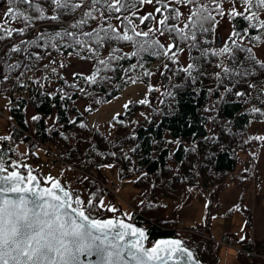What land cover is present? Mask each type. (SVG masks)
Masks as SVG:
<instances>
[{
	"label": "snow or ice",
	"instance_id": "6c2138e0",
	"mask_svg": "<svg viewBox=\"0 0 264 264\" xmlns=\"http://www.w3.org/2000/svg\"><path fill=\"white\" fill-rule=\"evenodd\" d=\"M8 4L10 6L0 18V41L16 35L26 37L38 21H59L60 27L51 33L38 30L35 36L23 38L5 51L0 57V79L6 82L11 77L4 74L3 63L7 62L9 51L22 56V61L8 63L10 69L17 70L15 80L21 87L26 86L22 78L37 65L50 68L68 85L69 81L58 69H67L71 61L54 58V54L64 56L65 53L67 57L91 63L94 70L89 75L71 73L89 87L111 85L117 69L132 84L145 83L147 81L130 73L140 68L144 77L157 74L145 67L147 55L162 58L157 71L170 81L173 89L183 86L172 83L178 73H183L185 82L192 84L198 83L200 77L214 76L217 87L209 92L219 95L205 111L220 112L222 106L232 103L234 98L249 103L247 97L256 98L261 106L250 105L246 111L264 117V83H260L257 75L258 72L264 74V61L257 59L254 53V45L264 41V0H8ZM66 17L71 18L67 27L64 26ZM9 21L19 22L21 26L11 27ZM240 21L244 22L243 27ZM225 25L230 32L222 46H207L215 39L218 29ZM121 43L131 44L134 50L124 52L118 46ZM33 47L43 51L30 50ZM185 52L189 62L181 64L180 57ZM132 58H136V63L128 68L120 64ZM45 60L48 62L43 63ZM213 60L218 71L209 73L204 63ZM34 82L44 87L41 79ZM70 86L81 94L91 95L75 82ZM148 90L159 91L150 82ZM42 94L58 96L60 101L73 99L64 88ZM167 95L172 100L170 114H174L176 94L169 91ZM130 103L132 101L125 103L124 108L128 109ZM138 103L148 104L149 101L145 98ZM61 106L67 111L66 105ZM85 111L91 112L93 107L89 105ZM119 116L117 113L113 119ZM41 119L38 114L31 116L32 121ZM51 119L57 117L53 115ZM68 123L75 125L77 120L70 118ZM79 127L87 128L88 125L80 121ZM9 138L0 137V141ZM249 140L264 142V135L250 136L244 142ZM169 142L177 146L182 143L180 139ZM191 150L195 151V147ZM97 167L112 168L113 165ZM46 179L50 187H42L31 169L26 176L20 171H10L0 154V264H85L82 258H87V264H200L183 240L160 239L147 247L144 228L125 219L96 218L90 211L95 208L92 199L82 200L59 180L51 176ZM83 179L86 181L88 177ZM98 203L101 209L118 211L114 206H105L103 200ZM236 207L238 209L239 205ZM123 215L132 219L130 213ZM245 239V236L240 237V240Z\"/></svg>",
	"mask_w": 264,
	"mask_h": 264
},
{
	"label": "trees",
	"instance_id": "16d2710c",
	"mask_svg": "<svg viewBox=\"0 0 264 264\" xmlns=\"http://www.w3.org/2000/svg\"><path fill=\"white\" fill-rule=\"evenodd\" d=\"M4 1L8 4V0ZM70 22L71 18L66 17L64 26L67 27ZM37 23L40 24L41 30L46 31V33H51L60 27L59 21H38ZM239 23L240 27L244 26L243 21ZM19 26H21L20 23L14 25V27ZM37 27L29 29L26 37L16 35L13 39L0 41V57H3L5 51L13 43H17L23 38L35 36L38 31ZM118 46L121 47V44ZM207 46L214 47L211 44ZM30 50L43 51L34 47ZM133 50L123 48L124 52ZM104 55H107V53ZM193 55H197V53H193ZM54 56L58 58V55L54 54ZM154 58L156 57L145 56V67L148 70H150L148 63ZM17 61H22V56L9 51L7 62L3 63L4 74L14 76L17 70L10 69L8 63ZM134 63H136V58L120 61L124 68H128L130 64ZM181 64L183 63L181 62ZM214 64L215 60L211 63H204L205 70L209 73L218 71ZM93 70L92 68L89 74ZM75 72L80 73L79 71ZM81 73L89 75L84 72ZM61 74L69 81L68 85H65L63 79L59 77V84L56 86L53 83L50 84L51 88L48 90L46 86L41 88L40 84L31 82L27 91H21L23 87L18 84L21 90L8 93L14 121L10 123V132L1 136L10 138L1 141L2 144L0 145V154H2V158L7 165H13L6 162L10 159L7 154L14 153L12 143L17 142L19 137H24L31 144H35L38 140H48L51 145L61 146L64 150V156L70 160H75L83 168L100 169L97 165L107 161H115L118 164L119 173L123 176L134 174L135 183L142 189L141 201L144 203L139 202L136 206L142 212L132 210L131 214H134L131 217L140 223L146 224L151 240L164 233L182 234L172 225L175 217L165 215L168 203L166 200L161 199L162 195L179 202L189 192V189L194 188L195 185L206 191L207 196L210 198L211 212L218 208L222 187L226 180H229L227 179L228 172L236 168L239 155L237 151H239L244 140H247L250 136H255L248 133L246 127L256 115L249 113L246 109L250 105L261 106L256 98L246 97L245 99L249 103H243L239 98H234L232 103L222 106V111L208 112L205 109L209 108L219 95L216 92H209V89L217 87L215 77H200L198 83L192 84L185 82L183 73H178L172 81V83L183 85L178 90L171 87L168 79L161 77L163 89L158 98L160 104L153 107L147 118L148 120L132 122L129 124L131 127L127 125L126 112L135 110L141 105L138 103L141 99L136 98L131 100L132 103L129 104V108L124 109L118 119L107 122L104 128L90 121L87 116L88 111L80 110L76 98L87 96L91 101V105H93L92 107H95L125 86L127 76L117 69L111 85L97 88L96 86L89 87L83 79L74 78L65 73ZM130 75L147 79L143 76V69L140 68L135 69ZM168 75H171V73ZM257 75L260 83H264V76L260 72ZM44 78L46 79L44 83L48 84V77ZM73 82L85 88L91 95L77 92L75 88L70 86ZM115 85H119V87H115ZM52 86L54 87L52 88ZM59 88H64L65 91L72 94L73 99L60 101L58 96L48 97L42 94L56 91ZM169 91L176 94V111L174 114H170L169 105L172 100L167 95ZM221 91L223 90L221 89ZM97 101L99 102L97 103ZM29 102L33 104L37 114L42 117L40 121H32L31 124L26 117V105ZM62 104L66 105L67 111H65V107L61 106ZM76 109L80 111L77 112ZM52 111L55 112L57 119L50 125L46 115ZM70 118H75L77 124L68 123ZM115 120L117 121L115 122ZM221 120H226V123H221ZM80 121H83L88 127L80 128ZM120 121H123V123H120ZM30 128L33 130L32 134L28 132L31 131ZM176 138L182 141L179 146L169 142ZM193 147H195V151L191 150ZM111 153H115V156ZM173 153L174 155H172ZM27 167L23 168L26 169ZM83 181L85 180L83 179ZM85 183L93 191H97V187L100 185L98 180H91L90 177ZM74 192L75 195L80 194L77 190ZM104 194L105 191L103 190L100 194H98V191L96 192L94 199H92L95 208L90 209L91 213L95 215L112 213L107 211L106 208L101 209L99 207V198ZM105 206H108V203ZM240 206L243 207L242 204ZM183 240L192 246L205 264L219 263L217 261L219 258L217 245L219 243H216L213 239L190 234L186 237L183 236ZM244 245L251 248L249 243H244ZM251 254L246 253L245 250L237 252L239 260H242L244 264H250L251 259L249 257Z\"/></svg>",
	"mask_w": 264,
	"mask_h": 264
},
{
	"label": "rangeland",
	"instance_id": "374dc122",
	"mask_svg": "<svg viewBox=\"0 0 264 264\" xmlns=\"http://www.w3.org/2000/svg\"><path fill=\"white\" fill-rule=\"evenodd\" d=\"M7 8L8 4L5 1H2L0 3V18H2V14L6 12ZM184 10L186 11V9ZM9 25L14 27V25H19V23H12L9 21ZM35 27L38 28L37 30H41L39 23H36ZM229 32V26L225 25L220 27L216 33L215 39L211 43V46H221L227 39ZM27 34L28 33H26V35ZM219 35L221 37V41L218 43ZM121 48H129V50L133 49L132 45L127 43H121ZM106 53L107 51H104L103 54ZM254 53L257 58L263 60L264 41L257 42L254 45ZM54 58L58 60L66 59V62L68 60L71 61L67 69H58L59 73H65L72 76L71 73L75 71L89 74L92 70L90 62L77 60L74 57H67V53H65L64 56L58 55V58L57 56H54ZM180 60L183 64H186L189 61L188 53L185 52L182 54ZM47 62V60L43 61V63ZM161 63L162 58L157 57L154 58V60L149 61L148 64L150 65V71L156 72L157 74L144 79L147 81L145 83L132 84L130 81H126L125 86H123L113 96L105 99L104 102L93 107V111L87 112V116L90 121L105 128V124L107 122L111 121L114 117H116L117 113L120 114L125 109V103L136 98H146L149 103L141 104L135 110L127 111V125L140 120H148L147 118L151 114L153 107L160 104V102H158V98L161 90L163 89V80L157 69ZM261 75L264 76V74ZM10 77L11 79L9 81L6 82L1 80L0 82V86H2V88L0 87V107L2 109H0V137L10 132V123L14 121L13 114L10 109V99H8V93H6L7 91H10L8 89L13 84L12 79H15V75H10ZM29 77H31V79H29ZM44 77H48V84L44 83V81H46ZM38 78L41 79L43 85L47 87V90L51 88L50 84L53 83L54 86L59 84V76L57 74L52 73L50 68L43 69L37 65L34 71L28 72L27 75L22 78V81L27 79L25 82L26 86L23 87L22 90L18 87V82H15L13 87L17 84L16 89L27 91L30 83L34 82ZM148 82L159 89V91L149 92ZM54 86H52V88ZM76 102L82 111H85V108L91 105V101L87 96L77 97ZM26 112V117L31 124V116L37 114V111L31 102L26 105ZM53 115H56L54 111L46 115L50 125L56 121V119H51ZM116 121L117 120H115V122ZM251 121L252 122H249L246 127L248 133L252 135H264V117L255 116ZM129 127L131 126L129 125ZM31 128V131H28L30 134L33 133ZM1 144L2 142L0 141V145ZM241 145L242 146L239 151H237L239 155L236 162V168L228 172L229 176H227V179L229 180H226V183H224V186L222 187L223 189L220 193V205L216 210L211 212L210 219L204 220L209 208L211 211V207L208 205L209 197L207 196V193L204 192L202 187L197 186L192 188L191 191L185 194L183 199L179 202L166 197V195H162L161 199H165L168 203L165 209V215H168L169 217L173 215L175 217L179 216V218L186 220V223L194 225L198 224L201 226L200 229L195 228L196 230H192L188 224L184 225L182 223V225H180L179 221L174 219V223L172 225L174 226L179 224L177 225V230L181 231V235L185 237L186 235L194 234L209 239L210 237L205 234L208 229L211 230L214 235L218 236L224 227L231 226L232 232L237 238H239V236H242L245 230L249 227L245 233L246 239L238 241L239 245L244 248H241L240 250H245V252L249 254L252 253L249 257L251 259L250 264H264V142L249 140L248 143L243 142ZM52 146L53 145H51L48 140H38L35 144H31L28 143L24 137H19L17 142L12 143L14 153L10 152L7 154L10 159L9 161L6 160V162H15V164L20 165L24 163V165L27 166L33 165L38 168V170L46 178L48 176H52L53 174H58L64 182L72 187L73 191L77 190V192H80L79 196L82 200L87 201L88 199H94L92 194H96L97 191L98 194H100L103 190L105 191V194L100 196L99 199L103 200L105 205L108 202V205L117 207L118 211L116 213L124 211V213L131 214L132 207L141 202L142 189L135 183V175H121L119 173L118 164L115 161H107L101 164H112V168L100 167V169H95V171H93L95 173L97 171V179H95L89 173V168H87L88 171L82 170L79 167L81 165L76 163L75 160H70L65 156L58 164L50 165L48 148H52ZM58 147L62 150L61 146ZM253 153H255V156H253ZM246 169L247 171H245ZM85 176L90 177L91 180L101 181L99 187H97V191L90 189L88 184L83 181ZM114 181L118 182L115 186L113 183ZM106 182H109L110 184L107 186ZM112 186L114 188H111ZM242 197L245 205L249 206L244 208L246 212L240 207L238 209L236 207L238 200H242ZM205 205H207V207ZM121 208H123L122 211L120 210ZM133 211H136V209ZM133 214L134 213L131 215ZM247 216L249 217L246 218ZM244 243H249L251 248L245 247L243 245ZM252 248L258 251L256 253L251 251L250 253ZM217 250L220 256V258L217 259V261H220L219 264H244V262L239 260L237 256V252L239 250L235 249V245L231 243H229V245L219 243V245H217ZM210 253L212 254L211 251Z\"/></svg>",
	"mask_w": 264,
	"mask_h": 264
},
{
	"label": "water",
	"instance_id": "95a60500",
	"mask_svg": "<svg viewBox=\"0 0 264 264\" xmlns=\"http://www.w3.org/2000/svg\"><path fill=\"white\" fill-rule=\"evenodd\" d=\"M2 1H4V0H0V3ZM219 40H220V35L218 37V42H219ZM29 169H31L33 175H37L38 181L41 183L42 187L43 186H48V187L51 186L49 181H44V180L41 179L39 173L35 169H33V168H29ZM9 170L10 171H20L21 174L25 175V176L27 175V172H28V170H27V172L25 173L24 170L22 168H20L19 166H17V165L13 166V167H10ZM53 179L54 180H59L61 182L62 186H64L67 190L73 192L72 188L69 185H67L66 183H64L58 176H54ZM73 194H74V192H73ZM93 216L96 217V218H120V219H125L126 222L134 223L135 226L144 228L146 230V234L148 236V232H147L146 226H144L143 224H140L139 222H136L133 219L129 220L126 217H124L122 215H117V214H109V215H105V216H102V215H98V216L93 215ZM160 239H180V240H183L182 237L180 235H178V234L174 235V234H171V233H164L163 235L156 236L153 239L152 242H149L148 240L145 241V244H146L147 247H151L153 244H155V242L157 240H160ZM185 246L188 247L189 250H191L193 252L195 259L198 260L200 262V264H204V261H202L201 258L198 255H196L195 251L193 250V248L188 243L185 242ZM82 259H84L85 260V264H87V258H82ZM170 264H171V262H170Z\"/></svg>",
	"mask_w": 264,
	"mask_h": 264
},
{
	"label": "built area",
	"instance_id": "2783aa9c",
	"mask_svg": "<svg viewBox=\"0 0 264 264\" xmlns=\"http://www.w3.org/2000/svg\"><path fill=\"white\" fill-rule=\"evenodd\" d=\"M224 237H226V233L224 234Z\"/></svg>",
	"mask_w": 264,
	"mask_h": 264
},
{
	"label": "bare ground",
	"instance_id": "6f19581e",
	"mask_svg": "<svg viewBox=\"0 0 264 264\" xmlns=\"http://www.w3.org/2000/svg\"><path fill=\"white\" fill-rule=\"evenodd\" d=\"M101 182V181H100ZM102 185V184H101Z\"/></svg>",
	"mask_w": 264,
	"mask_h": 264
}]
</instances>
